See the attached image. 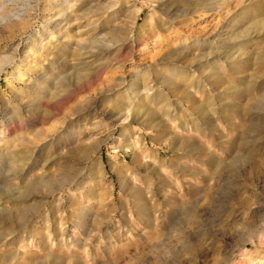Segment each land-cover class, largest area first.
<instances>
[{
  "label": "rangeland",
  "instance_id": "rangeland-1",
  "mask_svg": "<svg viewBox=\"0 0 264 264\" xmlns=\"http://www.w3.org/2000/svg\"><path fill=\"white\" fill-rule=\"evenodd\" d=\"M261 20L0 0V264H264Z\"/></svg>",
  "mask_w": 264,
  "mask_h": 264
},
{
  "label": "bare ground",
  "instance_id": "bare-ground-1",
  "mask_svg": "<svg viewBox=\"0 0 264 264\" xmlns=\"http://www.w3.org/2000/svg\"><path fill=\"white\" fill-rule=\"evenodd\" d=\"M4 12H5V11H4ZM4 12H3V13H4ZM6 12H7V11H6ZM4 14H5V13H4ZM6 14H7V13H6ZM13 15H14V14H13ZM7 16H8V15H7ZM16 16H17V15H16ZM259 24H262V25L264 26V20L259 21ZM231 39H232V38H231ZM34 45H35V44H34ZM34 45H33V46H34ZM227 52H228V50H227ZM226 54H228V53H226ZM223 57H225V59L233 60V59L237 58V54H236V55H233V56H232V54H231V55H226V56L223 55ZM9 59H10V58L7 59V61H6L7 63L5 62V63L8 64V65H9L10 62H11ZM257 59L259 60V62H260L261 64L264 62V48H262L261 51L259 52V54L257 55ZM207 62H208V61H207ZM229 62H230V61H229ZM210 63L212 64V62H210ZM228 66H229V65H228ZM226 67H227V66H226ZM165 71H166V70H165ZM260 71H261V75H264V69L262 68ZM18 73H19V72H18ZM173 73H174V72H173ZM178 73H179V72H178ZM162 74H163V73H162ZM20 78H21V74L19 73L18 76L16 77V79L20 80ZM169 80H170V79H169ZM169 80H164L165 84H167V85H168V84H171V83H172V80H171V81H169ZM162 81H163V80H162ZM129 85L131 86L132 89H136L135 86L137 85V83L132 81V82L129 83ZM142 85H143V84H142ZM212 107H213V106H212ZM207 115H208V114H207ZM207 115H206V116H207ZM44 184H46L47 186H50V185H51V181L48 180V182H47V183H44ZM6 196H10V195H6ZM8 199H10V198H8ZM187 212H188V211H187ZM168 264H169V263H168ZM175 264H195V263H190V262H189V263H175ZM218 264H221V263H218Z\"/></svg>",
  "mask_w": 264,
  "mask_h": 264
}]
</instances>
